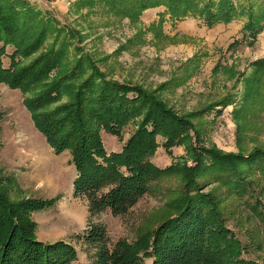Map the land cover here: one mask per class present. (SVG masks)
I'll return each mask as SVG.
<instances>
[{
  "label": "trees",
  "instance_id": "obj_1",
  "mask_svg": "<svg viewBox=\"0 0 264 264\" xmlns=\"http://www.w3.org/2000/svg\"><path fill=\"white\" fill-rule=\"evenodd\" d=\"M79 3H101L110 13L133 19L148 8L163 6L171 19L193 17L207 27L242 19L241 37L227 50L253 45L264 28V0ZM56 26L55 19L44 16L29 0H0V84L20 91L34 128L54 153L70 151L76 172L74 196L86 195L91 213L109 209L121 215L151 190L154 181L166 176L177 180L166 188L165 196L171 197L161 220L133 241L121 238L109 246L105 229L98 224L79 234L96 249L89 264H143L144 258H150V264H260L242 256L245 247L226 225L222 196L264 195V150L244 154L203 145L190 116L177 114L155 90L107 77L90 55L73 46L77 37L57 33ZM8 46L13 50L5 67ZM71 46L77 57H70ZM249 66L264 78V58ZM248 79L259 81L252 75ZM258 92L247 90L242 104H255ZM231 102L224 98L213 106ZM129 125L133 130L123 140L122 129ZM101 132L116 135L120 148L106 150ZM158 136L168 155L173 147L184 145L186 157L158 166L152 161L160 145ZM7 182L0 176V264H72L77 252L70 242H44L35 236L32 213L53 207L59 197L13 200ZM259 205L256 199L251 206L256 216L261 215Z\"/></svg>",
  "mask_w": 264,
  "mask_h": 264
},
{
  "label": "rangeland",
  "instance_id": "obj_2",
  "mask_svg": "<svg viewBox=\"0 0 264 264\" xmlns=\"http://www.w3.org/2000/svg\"><path fill=\"white\" fill-rule=\"evenodd\" d=\"M29 1L44 16L57 21V33L76 36L70 40L73 46L90 55L107 77L155 90L177 114L190 116L203 145L244 154L257 148L264 150V78L256 76L249 66L253 60L264 58V28L253 45L241 44L227 50L233 40L241 37L242 19L207 27L193 17L171 19L166 12L158 15L144 10L141 18L133 19L110 13L101 3ZM73 46L71 58L75 56ZM12 50L6 47L5 67ZM196 57L198 60L192 62ZM250 75L259 81L249 82ZM250 89L259 91L255 104H242ZM224 98L232 102L225 107L213 106ZM208 106L213 107L206 109ZM219 110L221 113L216 114ZM0 112V176L8 180L5 184L13 200L60 196L53 207L34 212L32 217L39 240L64 239L75 247L77 257L72 264H89L93 257L95 247L78 238L90 225L103 226L111 246L121 238L133 241L163 217V207L171 197L165 196L166 188L177 183L174 176L154 181L151 190L125 214L113 215L109 209L91 213L87 196H74L70 190L74 175L70 163L64 160L54 165L49 159L39 160L42 150L35 136L47 143L34 128L19 90L0 84ZM131 130L132 125L122 129L123 140ZM101 133L106 150L121 143L116 135ZM162 140L158 138L160 148L152 156L158 166L186 157L184 145L173 147L172 155H168ZM61 168L69 174L67 184ZM214 186L208 185L203 191ZM222 198L226 225L245 247L242 256L264 264V195ZM256 199L260 201V216L251 209ZM150 263V258L143 259V264Z\"/></svg>",
  "mask_w": 264,
  "mask_h": 264
},
{
  "label": "crops",
  "instance_id": "obj_3",
  "mask_svg": "<svg viewBox=\"0 0 264 264\" xmlns=\"http://www.w3.org/2000/svg\"><path fill=\"white\" fill-rule=\"evenodd\" d=\"M165 8L164 7H154V8H148V9H146L143 13H145V12H149V11H155V13L156 14H158V15H161L162 13H164L165 11ZM143 15H141L140 16V18L142 17ZM153 19V18H152ZM153 21V20H152ZM38 131V130H37ZM39 132V131H38ZM40 133V132H39ZM44 137V136H43ZM35 138H37L38 139V141L40 142V147H41V150H42V152L40 153V158H39V160H43V161H48L47 159H49L50 161H52V162H54V165L57 163V162H63L64 160H65V162H69L70 163V158H71V156H70V151L69 150H64V151H62L61 153H59V154H56V153H54L53 152V150H52V148L48 145V144H44L43 142H41L40 140H39V138H38V136L36 135L35 136ZM158 138H161V137H157V139ZM121 144V143H120ZM120 144L119 145H116V146H114V147H111L110 149H109V151H111V150H118L119 148H120ZM157 148H160V146L159 147H157ZM157 150V149H156ZM30 161H31V165H32V167H34L35 165H34V163H33V159H32V157H30ZM152 161L154 162V160L152 159ZM171 161H172V159H170L169 160V164L171 163ZM51 163V162H50ZM49 163V164H50ZM70 166H71V169H73L72 171H73V173H74V175H73V178H72V181H71V184H70V190L72 191V194H73V184H72V182H73V179L75 178V176H76V172H75V169H74V166L70 163L69 164ZM60 170H62V168L60 169ZM52 171V170H51ZM61 173V175H64L65 177H66V179H67V182H66V184L68 183V177H69V174L68 173H66L65 171H61L60 172ZM74 195V194H73ZM55 197V196H54ZM59 198H60V196H58ZM58 198V199H59ZM42 211V210H41ZM36 212H38V211H36ZM34 213V212H33ZM32 213V214H33ZM33 218V217H32ZM36 222V221H35ZM36 228H37V226H36ZM35 236H36V238H37V235H36V230H35ZM38 239V238H37ZM39 240V239H38ZM41 241H44L45 242V240H41Z\"/></svg>",
  "mask_w": 264,
  "mask_h": 264
}]
</instances>
